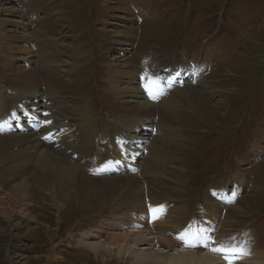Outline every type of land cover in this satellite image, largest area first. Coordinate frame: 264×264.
I'll use <instances>...</instances> for the list:
<instances>
[{"label":"rangeland","instance_id":"1","mask_svg":"<svg viewBox=\"0 0 264 264\" xmlns=\"http://www.w3.org/2000/svg\"><path fill=\"white\" fill-rule=\"evenodd\" d=\"M120 40H124L122 45H118ZM54 56L69 65H60L63 61L56 62ZM41 58L47 61L42 64ZM114 64L123 72L112 79L110 65ZM144 64L143 76H174L171 89L180 93L171 96V112L155 108L151 114L156 115L146 119L147 127L135 136L148 139L147 147L161 152L158 157L164 150L163 155L172 160L160 157L152 164L151 155L143 148L132 162L138 167L111 172L108 153L113 144L118 145L114 139L118 138L120 122L129 123L127 118L136 117L135 101L157 102L143 92L139 96L125 92L142 85L140 73L132 85L131 77L123 74L133 70L138 75L136 68ZM197 64L202 69L197 70ZM115 81L120 88L112 87ZM35 90L41 97L42 111L51 114V120H60L56 125L60 124L57 127L64 130V140L70 143V147L59 143L67 150L65 158L88 179L61 183L57 201L64 210L59 213L51 197L42 192L45 188L35 183L41 173L29 154L32 161L24 159V169L18 172L28 167L33 197L23 208L0 214V264H137L139 253L159 258L192 251L193 247L177 237H171L175 242L168 247L159 238L150 241L149 234L161 236L165 228L181 230L183 225L204 229L198 221L203 205L211 191V199L217 201L223 189V217L228 214L232 226L225 227L226 235L230 230L241 233V240L261 253L258 260L245 257L249 260L236 263L264 262V0H0V104L9 105L17 94ZM52 106L57 113L49 110ZM168 118L173 124L169 129L177 128L180 133L178 140H167L161 132L169 130V125L162 128ZM50 128L43 127L51 135ZM8 132L2 133L17 135L26 129L16 127ZM257 144L263 145L259 153L255 151ZM33 145L23 144L17 154ZM31 149V153L36 151ZM12 153L0 163V200L20 183L13 177L17 167L12 166ZM147 162L149 169L144 167ZM101 165L109 170L108 175H96ZM122 165L127 168L126 162ZM136 175L156 193L155 198L163 193L159 200L154 199L160 202L159 208H150V199L148 207L140 211L128 202L125 207H130L121 206L119 212L114 208L119 199L115 200L118 196L112 187L97 195L100 181ZM241 176L247 183L231 200L233 183ZM5 198L8 201L10 197L7 194ZM150 213L153 216L149 219ZM183 214L186 220L180 225L176 219ZM22 216L32 218V222ZM138 220L143 221L132 227ZM222 220L217 225L221 226ZM128 232L133 234L125 246L130 256L124 253L119 259L117 251L111 249L104 254L105 259H96L85 247L104 241L109 234ZM217 234L211 232L207 237L213 239ZM135 236L141 238L136 247ZM119 243L117 246L123 245Z\"/></svg>","mask_w":264,"mask_h":264},{"label":"bare ground","instance_id":"2","mask_svg":"<svg viewBox=\"0 0 264 264\" xmlns=\"http://www.w3.org/2000/svg\"><path fill=\"white\" fill-rule=\"evenodd\" d=\"M13 38H15V37H13ZM123 43H124V40H120V42H118V45H122ZM52 45H54V44H52ZM41 47L43 49H45V43H42ZM54 54L55 53H52V55H54ZM54 58H55L54 60L56 62H58V61L62 62L63 61L62 62L63 64H60V65H63V66L69 65V63L67 61L61 60V58L58 56H54ZM206 58H208V57H206ZM42 59L43 58H41L42 64H43V61L44 62L47 61L46 59H43V60ZM50 59H51V57H50ZM203 65H204V63H203ZM70 66H71V64H70ZM145 67H146V65L144 64V65H141L139 68H136V71H138V75H137V73L135 74V71H133V70H131L129 73L126 72L127 74H123V75H129L131 77L130 85L136 83V81L138 80V76H139V73L141 71V68L144 69ZM43 68H44V66H43ZM110 69H111L110 70L111 73H113L112 79H114L113 77L117 76V75H120V77L122 76L121 72H123V71L121 69L116 70L115 64L110 65ZM200 69H202V68L197 67V70H200ZM31 70H33V68H31ZM46 70H49V67H47ZM50 71H53V70H50ZM136 75H137V77H136ZM145 75L146 74L144 73V78H140L141 76L143 77V73H140L139 79L141 80V85H142L141 88H137V89L136 88H130V89H126L125 92L126 93L136 92L135 93L136 96H139L143 92V94L146 93L148 96H150L149 91L147 90L146 86H149V87L152 86L151 81H149V80H151V78H149V80H148L145 77ZM147 75H149V74H147ZM170 78L175 79L174 76H172ZM122 80H123V78H122ZM115 82H116V84H113L112 87L118 88L120 86V83L117 84V81H115ZM109 86L111 88V85H109ZM171 88H172V85L169 87L170 92L169 93L167 92V94H166L168 96H166L165 98H162V99H158L156 104L151 105L150 103H146V102L143 103V102L135 101V103L138 104L137 105L138 107H135V112L137 113L136 117L133 120H131V118H127L126 120H128L129 123L126 121L120 122V126L118 129V138L114 139L115 143L118 145L113 144L111 146L112 147L111 150L108 153L109 157H108L107 162L110 164L109 166H111V168H110L111 172H114L116 169L121 170V171L125 170V171L129 172L130 171L129 167L134 166V164L132 162H134V158L136 157V152L138 150L143 149V148L145 149V151L147 153H149L148 155H151L150 159L152 161L151 162L152 164L155 163V161H157L155 159H157V158L159 159L160 157L165 158V159L167 157V160H169V161L172 160L170 156H167V154H165V156L163 155L165 153L164 150L162 151L163 153L158 157V155L161 152H158L157 151L158 149L156 147L155 148L157 150L153 147H147V145H149L148 141H147L148 139L143 140V139L137 138L135 136L136 134L141 132V130L144 128V126H146L145 120L149 119L151 117H154L156 115V114H151V112H153V110L155 108H159V109L161 108L162 110H164L163 112H165V113H169L172 111L171 107L174 103V100L171 98V96L174 95L175 93L179 94L180 90H178L177 88H174V90H173ZM136 96H135V98H136ZM183 96H184V94H183ZM39 97L40 96H39L37 90H35L32 93L29 91L28 92L24 91V92L17 94L15 96V99H13L14 101H12L9 105L8 104L6 105L5 103L0 104V124L8 122V126H10L9 127L10 129H12L15 125H16V127H18V125H20V127H22V128L25 127V129H26V132L20 133L17 135H5V134H3L4 132L3 133L0 132V163L5 160V157H7V155L10 154V152H13L12 153V156H13L12 166L16 165L14 168L17 167L15 170L13 169L14 170L13 172H15L13 174V177L20 181V183L17 182V184L12 186V188L7 193L8 197H10V198H8V201L5 200L6 199L5 197L7 194L3 198L1 197L2 199L0 200V214L2 216L7 215L6 210L10 209V212H14L15 210L23 208V204L25 202H27V200L29 198L31 199L33 197V195H32L33 193L31 190L32 186L30 184L31 183L30 178L32 177V175H30L28 173L29 172L28 167L26 170H24V171L21 170V173H19L20 169H24L23 168L24 163H25L24 159L27 158L30 161H32L31 157H27L29 154L32 155V157H33L32 159H34V163H36V165H37L36 170L37 169H38V171L40 170V173H41V176L39 178L35 179V183L37 185H40L43 188H45L44 190H42V192L45 191V194H47L51 197L52 203H53V208L56 209V211H58L59 213L64 210V206L59 204L57 201V194H58L57 189L59 188V186H61V183H67V180L74 182L75 180L78 181V179H81V180L82 179L83 180L88 179V178L80 176L78 174V172L75 170L76 168L70 163L69 159L65 158L64 154L68 155L66 153L67 150H66V148H63L60 145L63 144L66 147H70V143L68 140H64V136H65L63 134L64 130L62 128L57 127V125L60 126V124L56 125L57 121L59 122L60 120L59 119L56 120V118L54 120L53 119L51 120V118H52L51 114L47 113L46 111H42V109H41L42 106L39 104V99H38ZM167 97H169V98H167ZM163 101H166L164 105H158V103H161ZM55 103L58 104V103H60V101H56ZM141 103H142V106L139 105ZM3 105H4V107H3ZM53 106L51 109H49V107L48 108L46 107V108L55 112V108ZM43 108H45V107L43 106ZM145 108H146V110H144ZM56 110H60V109H56ZM57 112H55V113H57ZM60 112H62V111H60ZM19 113H21V114H19ZM43 115L45 117H43ZM157 115L159 118H161V120L162 119L164 120L163 115H160V114H157ZM80 117L83 121H85L84 118H82V116H80ZM24 119L27 121V123L23 124ZM170 119L171 118H168L166 120V122H164V124L162 125V128H165L166 127L165 125H169V124L173 125ZM38 121L42 124L40 125L38 123ZM132 121H133V123H132ZM16 123H19V124H16ZM44 125H48V126L50 125L51 126L50 131L52 130V132H54L53 134L48 135L50 138L48 140H46V142H45V139L43 138L47 134L46 131L43 129ZM171 125L166 127V129L171 128ZM38 126H39L38 130H36ZM33 128L37 132L33 131ZM42 129L45 132L43 131L41 133L40 130L42 131ZM68 129H70V128H68ZM176 130H177V128H176ZM176 130H174V128L169 129V130L162 129L161 132L163 133V136L165 139L168 140L171 137L169 140L174 141V139L178 140L180 138V133ZM71 132H72V130H71ZM49 140H50V142H49ZM32 142H34L35 145H33L32 147L26 146V148H24L23 151H21L22 155L17 154V152H19L18 149L20 146H22L25 143H32ZM60 142H62V143L59 145ZM54 144H57L58 147H56ZM262 146H263L262 144L256 145V148H255L256 153L260 152V149ZM31 148H34L36 151L31 153L32 152ZM161 150H162V148H161ZM168 154H169V152H168ZM69 155L74 156V154H72V153H70ZM163 161H164V159H163ZM27 162L29 163V161H27ZM123 162L127 163V166H126L127 168H125V166L122 165ZM159 165H160V163H159ZM114 166H115V168H113ZM134 167L136 168L138 166H134ZM144 167L149 169L150 163L147 162ZM147 171H145V174H148ZM132 175H134V174H132ZM148 175L149 176H155L156 174L149 173ZM245 183H247V181H246L244 176H241L240 178H238L233 183V185H235V189L233 190L232 194L230 195L231 200L234 198V195L236 194V192L241 190L244 187L242 184H245ZM99 185L101 186V190L97 191V195H101V191L103 190V188L109 187V186L112 187L113 192L117 193L115 197H117V196L118 197L115 198V200L119 199V202L114 203V205L116 206V207L114 206V208H116V211H119L121 206L124 207L125 209H128L130 207L129 205H128L129 207H125V204H127L128 202L133 206H137L136 208H138V211H140V210L144 209L143 207H148L147 204H148V201L150 199H153V201H152L153 203L150 204L149 207L150 208L156 207V209H157V208H159L160 202L159 203L155 202L154 199L159 200L161 197H163L162 196L163 193L161 194V192H160L161 195H158L157 198H155L156 193L151 191L149 188H147L146 187L147 185H145L142 180H140V181L137 180V175L134 176V178H130V176H125V179H123L121 177L116 179L113 177L111 180H108L107 183L106 182L103 183L102 181H100ZM174 187H176V186H174ZM213 193H214V191H211V193H209V195H208L209 199H208L207 203L205 205H203V213H201L203 216H201V219L198 220V221L201 220V223H202L201 226H203L204 229L206 230L205 232H202L201 234L203 236L207 237L208 233L218 231V234H217L218 236L214 237L212 239L217 244L221 241H228L232 237H235L237 241H242L241 237H244V236H242L241 233L239 235H237L236 233H238V232L232 231V230H230V231L227 230L228 235H226V233H225L226 232L225 227H227V229H229V227H232L229 216L227 214L228 211L226 213L227 215H225L223 217V210L225 209L224 208L225 205L221 204V203H223V200H225V197H226L225 196V189H223L221 191V193L218 196L217 201H214L211 199L213 196ZM92 196H95V195H92ZM107 198H109V197H107ZM226 202H227V200H226ZM6 203H7V206H9V207H7V209L4 205ZM49 205H51V204H49ZM161 208H163L162 204H161ZM119 212H121V211H119ZM156 213H157V211L155 212V214ZM22 218L29 221V222H32V218L29 219V217H23V216H22ZM222 218H224V220H226V221L224 222V220H222L221 226L217 225V222H219ZM172 219H174V218H172ZM185 220H186L185 214H183V215H181L179 220L176 219V223H177V221H179L180 225H181V222H183ZM142 221L143 220L136 221V223L133 224L132 227L139 225ZM172 224H175V223L172 222ZM219 224H220V222H219ZM176 226H178V225H176ZM195 227H197V226L196 225H192V226L185 225V227H184V225H183V227H181V230H180V229H176L174 226V228H165L164 230H162V232L159 234L161 236L153 235L154 234L153 232H152L153 234H149L148 232H147V234H149L148 239L150 241L153 242V240H156L159 238L163 243L167 244L169 247V246L173 245L175 242V241L171 240L173 237L178 238L179 236H181L185 232H190V231L196 230ZM178 230H180V231H178ZM134 232H136V230H134ZM131 235H133V234L129 233V232L125 233L124 235L109 234L108 237L104 241L90 243V244H87L85 247H87V249L95 255L96 259H100V258L105 259L104 254L105 255L109 254V250H111V249H115L118 253L119 259H121L120 255H122L124 253H126L127 256H130L129 252H126L127 249L125 246L128 243V241L132 238ZM135 237L136 238H133L134 239L133 240L134 241V244H133L134 247H136V245L141 242V238L139 236L138 237L135 236ZM144 239H146V238H144ZM178 240L184 242L181 239H178ZM120 241L123 242V245L117 246V244ZM82 243H84V242H82ZM201 243H203V241ZM148 244H150V243H148ZM254 244H256V243H254ZM214 246L215 245L209 243V248L214 247ZM209 248H206L203 246H197V247H194V250H192V251L183 250V251H180V254L176 253L177 255H172V256H168V257L164 256V257H159V258L158 257H152L151 258V257L147 256L146 254L139 253L138 255H136V257L138 258V260H136V263L137 264H146L149 261H152L154 264H164L165 262H166V264H167V262L169 264H172V263L173 264H225L226 263V261L223 258L219 259V258L214 257L212 254L213 251H210ZM248 248L250 251V255H248L246 257H249L250 259H257L258 260L259 258H257V256H259L258 255L259 252H257L255 250V248H253V246L251 247L252 249L250 247H248ZM259 254H261V253H259ZM243 260L248 261L249 259L244 258ZM260 261H263V260H260ZM263 263L264 262H260L258 264H263ZM236 264H238V263H236Z\"/></svg>","mask_w":264,"mask_h":264},{"label":"snow or ice","instance_id":"3","mask_svg":"<svg viewBox=\"0 0 264 264\" xmlns=\"http://www.w3.org/2000/svg\"><path fill=\"white\" fill-rule=\"evenodd\" d=\"M151 85V87L146 86V88L149 91V95L155 99L156 91L160 87V82L159 80H152ZM205 231L206 230L198 228L196 230L183 233L178 237V239L183 240L185 242V246L193 248L197 246L209 248V243L215 245L214 247H210L209 250L221 255L226 261V264H236V261L250 255L247 240L237 241L235 237H232L228 241H221L217 244L211 239V237H205L201 234ZM202 241L203 243H201Z\"/></svg>","mask_w":264,"mask_h":264}]
</instances>
